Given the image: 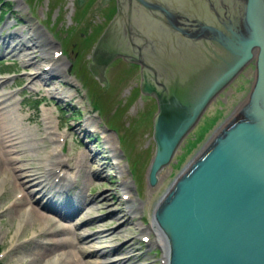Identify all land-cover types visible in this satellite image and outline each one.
I'll return each mask as SVG.
<instances>
[{
	"label": "rangeland",
	"instance_id": "374dc122",
	"mask_svg": "<svg viewBox=\"0 0 264 264\" xmlns=\"http://www.w3.org/2000/svg\"><path fill=\"white\" fill-rule=\"evenodd\" d=\"M107 4L0 0V16L6 13L0 21V131L7 128L12 135L6 154L0 144V264H163L164 251L151 221L155 205L248 99L255 77L253 60L207 106L170 164L158 172L155 186H149L147 171L155 153L152 116L157 109L155 98L140 91L141 67L116 58L105 67V82L89 69L93 46L111 18ZM28 24L39 27L58 57L65 59L63 78L52 72L38 76L43 71L38 66L40 51L19 42ZM24 53L35 63L23 60ZM58 162L61 167L55 166ZM47 164L57 169L52 179L46 178ZM99 168L105 170L97 176L94 170ZM65 177L70 183L62 180ZM54 178L66 188H48ZM123 184L131 190L125 191ZM25 190L31 200L19 207L14 203L20 195L28 199ZM49 200L58 216L70 218L60 219L45 208ZM133 201L138 209L125 224L121 216H129ZM31 206L58 220L60 227L40 231L39 221L25 213ZM50 240L65 246L46 253Z\"/></svg>",
	"mask_w": 264,
	"mask_h": 264
},
{
	"label": "water",
	"instance_id": "95a60500",
	"mask_svg": "<svg viewBox=\"0 0 264 264\" xmlns=\"http://www.w3.org/2000/svg\"><path fill=\"white\" fill-rule=\"evenodd\" d=\"M91 54L105 82L116 58L139 65L158 172L220 92L255 61L247 101L155 205L166 264H264V0H119ZM253 60V61H252Z\"/></svg>",
	"mask_w": 264,
	"mask_h": 264
},
{
	"label": "bare ground",
	"instance_id": "6f19581e",
	"mask_svg": "<svg viewBox=\"0 0 264 264\" xmlns=\"http://www.w3.org/2000/svg\"><path fill=\"white\" fill-rule=\"evenodd\" d=\"M71 6V5H70ZM29 25V24H28ZM27 28H29V30H28V33H26L27 35H26V37L24 36V38H23V40L21 39V40H19V42H21V44L23 45L22 47L24 48L25 47V49L26 48H28V47H30V48H32L33 50H37L38 51V53H39V51H40V54L42 55V57H41V65H38V66H42L41 68H42V70L43 71H41L40 73H37L38 74V76H40V75H42L43 74V72H45V73H53V74H56V76L58 75V77H60V78H63L64 76H65V70H64V68H65V63H64V61H65V59L64 58H58L57 56H56V54L55 53H57V52H55L53 49H52V43H51V41L49 40V38H47V37H45L44 36V34H43V32H41V30H40V28L38 27V28H35V27H30V25L27 27ZM32 28V29H31ZM9 36V38H11V36L12 35H8ZM14 44V43H13ZM30 45V46H29ZM13 50V49H12ZM24 50V49H23ZM29 55L30 54H27V53H24L23 55H21V57H22V59L23 60H25V61H27V62H31V63H35V60H33V58H30L29 57ZM33 63V64H34ZM37 65V64H36ZM47 71V72H46ZM43 80H47L45 77H43L42 78ZM65 81V80H64ZM58 92V91H57ZM3 116V114L2 113H0V116ZM217 133V132H216ZM215 133V134H216ZM214 134V135H215ZM213 135V136H214ZM11 134H10V131H9V129H7V128H5V129H3V130H1L0 131V144L2 145V148H3V153L4 154H6V151L4 150L5 148H6V144H7V142L8 141H10V138H11ZM212 136V137H213ZM108 144H110V140H109V142H108ZM109 148H111L112 149V146L111 145H109ZM113 152H114V150H112ZM53 158V157H52ZM96 157H95V155H94V159H95ZM54 159V158H53ZM101 161V160H100ZM7 162H9V161H7ZM94 162H96L97 163V161L96 160H94ZM107 163V162H106ZM61 165H62V162H58L55 166H59V167H61ZM108 166H110V164L108 165ZM112 166V165H111ZM9 167V166H8ZM45 167V166H44ZM113 167V166H112ZM10 168V167H9ZM46 170H48V173L46 174L47 176H46V178L47 177H49V179H52L51 178V175L54 173V171H55V173H56V168H53L51 165L49 166L48 164H47V167L45 168ZM69 169H72L71 167H69ZM104 169V168H103ZM103 169L102 168H99V169H97V170H94V172H95V174L97 175V176H99V175H102V173H103ZM8 168H6V170H5V173H6V175H8L9 173H8ZM105 170V169H104ZM70 171V170H69ZM12 178V177H11ZM56 178V177H55ZM55 178L53 179V180H50L49 181V186H48V188H51L53 191H55L56 189H61L62 187H65V186H63V184H62V186H59V183H61L62 182V180L63 181H69V179L68 178H63L62 180H58V181H56L55 180ZM13 179V178H12ZM2 181H4V180H2ZM1 181V182H2ZM13 181H14V183H15V180L13 179ZM48 182V181H47ZM23 184V183H22ZM47 185V184H46ZM20 188H21V186H20ZM123 189L126 191V189H129V191L131 190V188L129 187V186H127V185H125V184H123ZM14 190H19V185H17V184H14ZM26 192H27V195H28V199L24 196V195H20L19 196V198L16 200V202L14 203L15 205H18L19 207L20 206H22V205H24L25 203H27L28 202V200L30 201L31 200V197L29 196V193H28V191L27 190H25ZM41 191H42V193H48L49 194V190L48 189H44V188H42L41 189ZM42 195H44V194H42ZM46 196V195H45ZM47 199H49V197L47 198ZM48 204L46 205V207L45 208H47L49 211H54L55 212V214L57 215V211L55 210V206H54V204L52 203V202H50V200H49V202H47ZM129 205V204H128ZM41 207H43V205H40V208ZM138 205H136L135 204V202L133 201V202H131V205L130 206H128V212H127V215H129V216H125V214H123L122 216H121V219H123V223L125 222V224L127 223V222H130L132 219V217L130 216V214L131 213H133L134 212V210L136 211L138 208ZM47 209H45V210H47ZM26 215L27 216H29V218H31V217H33V218H35V220H37V221H39V227H38V229L40 230V231H42V230H46L47 228H50V227H53V226H59V222H57V221H53L49 216H46V215H44V213H41L40 211H38L37 210V208H35V207H33V206H31L30 207V209L29 210H27L26 212ZM63 216H58L60 219H68V216H69V218H70V214H68V215H65V214H62ZM61 225V224H60ZM20 226L21 225H19L18 226V228H20ZM62 226V225H61ZM64 226V225H63ZM60 227V226H59ZM153 227V226H152ZM63 228V227H62ZM66 229V228H65ZM60 231V230H59ZM147 231V230H146ZM145 231V232H146ZM149 231V230H148ZM147 231V232H148ZM154 231L156 232V229L154 228ZM53 232H55V228L53 229ZM56 232H58V231H56ZM42 233V232H41ZM157 233V232H156ZM48 234V233H47ZM52 234V233H51ZM59 234V233H58ZM43 235V234H42ZM45 235H46V232H45ZM49 235V234H48ZM158 235V234H157ZM47 236V235H46ZM50 236V235H49ZM52 236V235H51ZM79 236H84V235H82V234H79ZM143 236H145L144 234H143ZM147 236V235H146ZM88 237H90V236H88ZM83 238H86V236L85 237H83ZM157 239H158V236H157ZM57 241V240H56ZM56 241H53V240H50V242L51 243H49L48 245H46V246H44V247H46V249H45V252L47 253L49 250H52V249H57V248H59V247H63V246H65V244L64 243H61V242H56ZM158 241L160 242V240L158 239ZM54 251V250H53ZM52 252V251H51ZM39 255V254H38ZM41 255H43V254H41ZM131 259V256H130V258H128V260L129 261H131L130 260ZM127 260V259H126ZM125 260V261H126ZM163 264H166V262H165V251H164V258H163ZM125 261H122L123 263L125 262ZM114 264V263H113ZM119 264V263H118Z\"/></svg>",
	"mask_w": 264,
	"mask_h": 264
},
{
	"label": "flooded vegetation",
	"instance_id": "af4514ba",
	"mask_svg": "<svg viewBox=\"0 0 264 264\" xmlns=\"http://www.w3.org/2000/svg\"><path fill=\"white\" fill-rule=\"evenodd\" d=\"M119 0H106V2L108 3L106 8H105V11H107L106 9L108 8V15L107 16H111V18L114 16L115 12L117 11L118 9V6H119ZM112 4V5H110Z\"/></svg>",
	"mask_w": 264,
	"mask_h": 264
}]
</instances>
